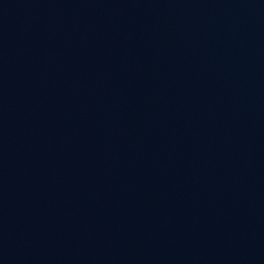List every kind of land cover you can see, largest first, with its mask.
<instances>
[{
    "label": "water",
    "instance_id": "obj_1",
    "mask_svg": "<svg viewBox=\"0 0 264 264\" xmlns=\"http://www.w3.org/2000/svg\"><path fill=\"white\" fill-rule=\"evenodd\" d=\"M0 264H264V0H0Z\"/></svg>",
    "mask_w": 264,
    "mask_h": 264
}]
</instances>
